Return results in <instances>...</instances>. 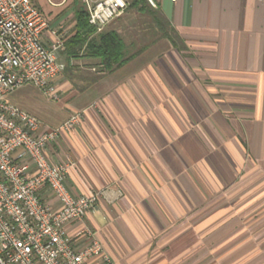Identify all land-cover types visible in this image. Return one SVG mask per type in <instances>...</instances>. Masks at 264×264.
Masks as SVG:
<instances>
[{"label":"crops","instance_id":"crops-1","mask_svg":"<svg viewBox=\"0 0 264 264\" xmlns=\"http://www.w3.org/2000/svg\"><path fill=\"white\" fill-rule=\"evenodd\" d=\"M32 2L47 19L46 44L51 31L65 43L85 8ZM156 3L176 44L156 39L85 82L64 77L62 49L56 104L10 100L47 128L84 112L47 154L74 163L73 194L102 192L70 232L88 227L112 264H172L184 254L185 264H264V0ZM77 62L94 74L95 59Z\"/></svg>","mask_w":264,"mask_h":264},{"label":"built area","instance_id":"built-area-1","mask_svg":"<svg viewBox=\"0 0 264 264\" xmlns=\"http://www.w3.org/2000/svg\"><path fill=\"white\" fill-rule=\"evenodd\" d=\"M81 1L88 24L98 32L129 4ZM147 1L157 7L156 0ZM46 31L47 19L32 0H0V264H112L88 227L70 232L96 210L102 192L73 194L66 177L74 163L53 161L47 154L48 145L73 129L82 115L72 114L58 127L47 128L6 99L9 91L27 83L58 99L53 80L63 70L58 52L64 42L51 31L46 44Z\"/></svg>","mask_w":264,"mask_h":264},{"label":"trees","instance_id":"trees-1","mask_svg":"<svg viewBox=\"0 0 264 264\" xmlns=\"http://www.w3.org/2000/svg\"><path fill=\"white\" fill-rule=\"evenodd\" d=\"M128 1L127 8L151 16L161 38L169 39L176 44V33L159 9H152L147 0ZM141 50L142 47L134 49L132 45L129 46L115 29L96 31L88 24L85 8H80L76 12V31L65 41L63 53L68 60L78 56L99 59V72L101 74L122 66L139 54ZM98 76L99 74L93 79Z\"/></svg>","mask_w":264,"mask_h":264},{"label":"rangeland","instance_id":"rangeland-1","mask_svg":"<svg viewBox=\"0 0 264 264\" xmlns=\"http://www.w3.org/2000/svg\"><path fill=\"white\" fill-rule=\"evenodd\" d=\"M150 6L154 10L158 9V6L157 7H153L152 5ZM106 29L117 30L120 33V35L123 37V39L126 41V43L129 46L132 45L134 49H138L141 47L143 48L145 45L149 44L150 42L161 38L160 32L157 26L155 25V23H153L151 16L147 14H141L137 12L136 10L129 9V8L124 10V12L118 17H115L114 19H112V21H110L108 25L104 27V30ZM78 58L95 59V61H97V66H96L95 71L93 72L94 74H91V75L87 74L86 68L90 64L88 62L78 64L77 62ZM64 67H65L64 72H63L64 77L82 79L84 82L86 80L93 79L100 73L99 72L100 70L99 59L97 58H89V57H84V56L72 57V59L68 60L67 63L65 60ZM53 85H55L54 80H53ZM60 94L61 93L58 91V99L54 100L44 95L34 85L27 83L15 89L12 95L9 96V98H7V100L12 103L10 98L11 99L15 98L18 101L17 103L20 102V104H22L23 102L29 101V99L31 101L34 100V101L40 102L41 104L45 103L44 100H46L52 104H56L57 101L60 99ZM75 113H80L82 115L81 119L84 117V112L82 111H78ZM184 255L178 260L172 261V264H185L186 262H189L190 259L187 258V255L186 256ZM191 255H192V258H191L192 260L194 255L193 254ZM198 263L199 261L195 259L194 264H198Z\"/></svg>","mask_w":264,"mask_h":264}]
</instances>
